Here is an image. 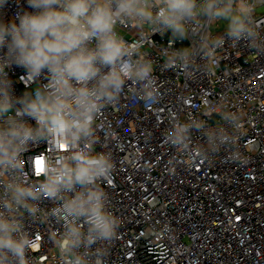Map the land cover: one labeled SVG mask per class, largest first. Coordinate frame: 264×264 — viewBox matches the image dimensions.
<instances>
[{
	"label": "built area",
	"instance_id": "obj_1",
	"mask_svg": "<svg viewBox=\"0 0 264 264\" xmlns=\"http://www.w3.org/2000/svg\"><path fill=\"white\" fill-rule=\"evenodd\" d=\"M25 11H34L27 0H3L0 22L18 23ZM253 20L264 33V3L256 5ZM218 23L205 26L203 52L191 34L179 41L153 28L138 40L135 25L120 29L131 48L146 45L141 53L152 66L154 95L146 102L129 81L96 114L86 145L113 161L98 183L120 226L102 245V264H264V51L234 43L226 28H214ZM189 46L197 49L190 62L169 57L173 49ZM5 52L0 50V57ZM4 73L16 97L48 84L46 69L33 79L15 64ZM222 111L238 117L232 143L210 158L196 148L204 139L196 130L184 151L168 142L176 121L200 119L216 126L223 123ZM62 152L56 139L30 145L22 154L25 180L39 188L40 160L46 170ZM37 203L45 210L55 206L43 198ZM25 227L37 264H62L53 238L64 225L54 217L26 216Z\"/></svg>",
	"mask_w": 264,
	"mask_h": 264
},
{
	"label": "clouds",
	"instance_id": "obj_2",
	"mask_svg": "<svg viewBox=\"0 0 264 264\" xmlns=\"http://www.w3.org/2000/svg\"><path fill=\"white\" fill-rule=\"evenodd\" d=\"M3 0H0L2 3ZM34 11L17 16L18 23L0 22V264H37L30 255L31 234L25 217H54L64 225L54 239L62 264H102L104 242L120 226L107 207L98 181L113 161L106 152L93 153L96 114L115 100L131 81L151 101L152 66L140 49L131 48L120 29L135 25L137 39L152 29L170 32L179 41L189 34L206 51L205 26L226 25L234 43L264 51V33L254 25L257 4L264 0H27ZM199 29V31H197ZM223 39V37H220ZM197 49L175 48L169 57L188 63ZM21 66L30 79L47 70V87L16 97L4 68ZM107 68V71L103 69ZM35 124H29L24 117ZM223 123L200 119L176 121L167 140L177 150L191 147L193 130L203 136L196 148L205 158L232 143L238 117L220 113ZM56 139L64 146L59 160L43 164L39 188L25 180L22 154L33 144ZM55 202L41 209L37 201Z\"/></svg>",
	"mask_w": 264,
	"mask_h": 264
},
{
	"label": "rangeland",
	"instance_id": "obj_3",
	"mask_svg": "<svg viewBox=\"0 0 264 264\" xmlns=\"http://www.w3.org/2000/svg\"><path fill=\"white\" fill-rule=\"evenodd\" d=\"M214 28H217L219 31L224 30L226 28V25L224 22L219 21L218 25H216Z\"/></svg>",
	"mask_w": 264,
	"mask_h": 264
},
{
	"label": "snow or ice",
	"instance_id": "obj_4",
	"mask_svg": "<svg viewBox=\"0 0 264 264\" xmlns=\"http://www.w3.org/2000/svg\"><path fill=\"white\" fill-rule=\"evenodd\" d=\"M61 149H64V146L63 145H61Z\"/></svg>",
	"mask_w": 264,
	"mask_h": 264
}]
</instances>
